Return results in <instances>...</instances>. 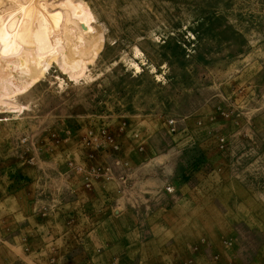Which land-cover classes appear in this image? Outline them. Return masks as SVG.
<instances>
[{"label":"rangeland","instance_id":"1","mask_svg":"<svg viewBox=\"0 0 264 264\" xmlns=\"http://www.w3.org/2000/svg\"><path fill=\"white\" fill-rule=\"evenodd\" d=\"M0 264H264V0H0Z\"/></svg>","mask_w":264,"mask_h":264},{"label":"built area","instance_id":"2","mask_svg":"<svg viewBox=\"0 0 264 264\" xmlns=\"http://www.w3.org/2000/svg\"><path fill=\"white\" fill-rule=\"evenodd\" d=\"M171 124H173V122H171Z\"/></svg>","mask_w":264,"mask_h":264}]
</instances>
